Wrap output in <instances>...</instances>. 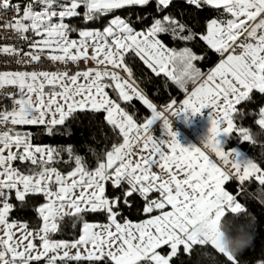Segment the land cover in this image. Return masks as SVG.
<instances>
[{
	"label": "snow or ice",
	"instance_id": "6c2138e0",
	"mask_svg": "<svg viewBox=\"0 0 264 264\" xmlns=\"http://www.w3.org/2000/svg\"><path fill=\"white\" fill-rule=\"evenodd\" d=\"M4 14L0 29L27 50L3 44L0 54L64 68L0 71L12 101L0 110V264H264V164L220 139L235 133L240 144L253 142L234 115L244 117L243 102L264 104V0H0ZM72 18L82 24L65 22ZM210 52L218 62L201 71L213 63ZM136 58L148 72L139 82L129 67ZM134 97L147 112L141 122L127 110ZM204 109L211 126L201 143L218 160L183 146L170 119ZM259 113L264 134V106ZM157 120L166 138L152 135ZM20 126L49 135L62 128L74 143H34ZM41 197L34 231L10 219ZM251 204L260 205L255 215ZM88 214L107 224L83 222L78 239H50L64 217ZM224 235L242 237V250H226Z\"/></svg>",
	"mask_w": 264,
	"mask_h": 264
},
{
	"label": "trees",
	"instance_id": "16d2710c",
	"mask_svg": "<svg viewBox=\"0 0 264 264\" xmlns=\"http://www.w3.org/2000/svg\"><path fill=\"white\" fill-rule=\"evenodd\" d=\"M110 19V17H109ZM66 23H71L74 27H79L82 24V21L72 18L70 21L66 20ZM101 23H106L105 20L100 19L95 24H90L91 27H100ZM79 36L78 33H71L70 37H77ZM166 42L168 41V38L165 37ZM210 58L212 59L213 63L211 64H199L198 67L201 68V71H207L210 67L214 66L215 62H218V56L211 54L210 52ZM127 62V61H126ZM129 67L132 69L133 72V78L139 82L140 80L144 79L148 72L145 69V66H143L142 62L139 61L138 58L132 60L129 63ZM173 98L177 99L178 101L183 98V94L169 89L168 90ZM110 96L113 95L111 92L109 93ZM255 99L259 101L261 98L258 94H255ZM128 107L127 110L130 112V114H134V118L139 117L140 119L138 122L142 121V118L147 115L145 107L142 105V102H140L137 98H133L132 101L126 102ZM244 104H247L248 106L243 108L244 111V117L241 119L239 115H234V121L243 127H247L250 129L251 133L253 134V142L248 143L245 142L243 144H240L237 136L235 133H233L232 136L227 137L225 148H235L239 147L242 151H244L250 158L254 159L255 162L264 164V134L261 133V129L256 123L260 119V113L259 108L261 106H264L262 103H256V104H249L248 102H243ZM122 106H125L124 103H122ZM240 108L241 106H237ZM18 130L21 131H29L32 132L34 135L33 142L38 144H47L51 147L60 148V147H66L69 143H74L64 132V129L60 128L58 130H55L53 134L49 135L46 133V131L43 129L42 126H20ZM62 157L66 160L67 155L66 153L61 154ZM15 163H18L16 161ZM21 170H24V165L20 164L18 165ZM226 189L231 191L234 187V182L230 181L226 184ZM248 187V185H246ZM256 188H258V185H256L254 182L252 183V186L249 187V191L253 192ZM43 201V197L40 198V200L36 204L29 205L27 209L23 211H13L10 213V219L22 221L25 224L28 225L29 228L35 229L38 225L41 224V221L39 217L35 213V208L38 207L39 203ZM16 207H19L18 203L13 199L12 201ZM260 205L259 204H251L249 206V212L252 215H255L257 211H259ZM129 220H132L133 222H138L135 215L128 216ZM140 219H143L144 217H139ZM83 222H94V223H107V220L103 216H97L95 214H88L86 216L82 217V220L74 219L72 215L64 217L62 220L58 222V231L54 233H50L49 237L51 239L55 240H73L78 239ZM122 222V221H121ZM227 242H228V249L229 251L236 253L242 250L245 244V240L240 236H230L225 235ZM253 253L255 255H259V251L254 249ZM33 264H44L43 261L40 262H33ZM74 264V262H72Z\"/></svg>",
	"mask_w": 264,
	"mask_h": 264
},
{
	"label": "crops",
	"instance_id": "0c3cea01",
	"mask_svg": "<svg viewBox=\"0 0 264 264\" xmlns=\"http://www.w3.org/2000/svg\"><path fill=\"white\" fill-rule=\"evenodd\" d=\"M72 39V38H71ZM77 41H79L80 37H74ZM123 75V73H121ZM48 86L45 88V92L47 94ZM135 98V97H134ZM183 99V98H182ZM171 120H175L178 124V130L177 132V138L180 141V143L185 147L190 146H198L201 147L202 150L206 151L207 154H209L210 158L214 160H218L219 158L215 156V153L211 152L210 149H205L203 144L201 143L208 135L209 128L211 126V117L209 114L208 109L202 110L200 113H180L177 117H171ZM159 126L163 133L165 131L162 121L157 120L156 123L153 125ZM156 138V137H155ZM160 138H166V137H160ZM157 138V139H160ZM223 147L225 148V143L227 140V137L223 134L220 137ZM225 150H227L225 148ZM242 151V150H241ZM245 155H247L244 151H242ZM147 153H141V155H146ZM248 156V155H247ZM249 157V156H248ZM21 163H15L13 162V166L19 168L18 165ZM158 169V168H157ZM159 170V169H158ZM227 190V189H226ZM122 223V222H121ZM136 223V222H133ZM91 224H97V225H106L107 223L101 224V223H91ZM96 231L100 230L99 228L95 229ZM114 230V228H113ZM223 244L226 250L228 249V242L225 237L223 236Z\"/></svg>",
	"mask_w": 264,
	"mask_h": 264
},
{
	"label": "built area",
	"instance_id": "2783aa9c",
	"mask_svg": "<svg viewBox=\"0 0 264 264\" xmlns=\"http://www.w3.org/2000/svg\"><path fill=\"white\" fill-rule=\"evenodd\" d=\"M0 18H7L6 14L0 15ZM3 44H13L15 46L23 47L27 50L26 45L22 44L14 34H8L3 29H0V45ZM83 65L76 66L71 65L72 70H83ZM63 65L45 63L43 65L37 64L35 66H25L23 64H14L10 57H6L4 54H0V71H17V70H27V71H62ZM7 91H13L11 86H7ZM5 89H0V110L7 108L11 110L12 101L7 96L3 95ZM171 119V118H170ZM172 126L175 131L178 130V124L175 120H172ZM163 130L159 126H154L152 130V135L156 138L162 137ZM135 150V149H134ZM153 171L159 172L157 168H153Z\"/></svg>",
	"mask_w": 264,
	"mask_h": 264
},
{
	"label": "rangeland",
	"instance_id": "374dc122",
	"mask_svg": "<svg viewBox=\"0 0 264 264\" xmlns=\"http://www.w3.org/2000/svg\"><path fill=\"white\" fill-rule=\"evenodd\" d=\"M14 2H17V0H14ZM70 38H72V39H74V37H70ZM89 51H91V50H89ZM123 75H125L124 73H123ZM41 145H47V144H41ZM47 146H49V145H47ZM44 202V200L41 202V203H43ZM66 211H68V209L66 208L65 209ZM17 221V220H16ZM18 222V224H25L24 222H22V221H17ZM88 223H94V222H88ZM41 224H42V221H41ZM101 224H104V223H101ZM36 229V228H35ZM35 229H32V228H29L28 227V231H34ZM14 232H16L17 233V235H19L22 231H23V229H14L13 230ZM99 231V230H98ZM0 235H2V233H0ZM51 239V238H50ZM53 240H55V239H53ZM33 243L34 244H36L37 245V248L39 249L40 248V241L38 240V239H36V240H33ZM73 252L75 251V250H72ZM35 254V253H34Z\"/></svg>",
	"mask_w": 264,
	"mask_h": 264
}]
</instances>
